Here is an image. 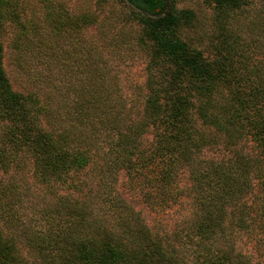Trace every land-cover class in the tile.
Returning a JSON list of instances; mask_svg holds the SVG:
<instances>
[{
    "label": "trees",
    "instance_id": "trees-1",
    "mask_svg": "<svg viewBox=\"0 0 264 264\" xmlns=\"http://www.w3.org/2000/svg\"><path fill=\"white\" fill-rule=\"evenodd\" d=\"M41 1L46 13L32 21L19 0H0V264H28L19 229L43 264H257L242 234L264 264V0H193L211 14L180 6L187 0H118L120 10L95 0L76 11ZM6 19L17 45L44 36L53 97L14 87ZM120 22L137 28L117 31ZM92 25L103 43L128 34L137 44L110 50L146 56L135 96L108 78L106 45L83 43ZM30 168L53 195L46 231L24 222ZM121 172L152 212L190 197L187 222L174 233L151 227L117 188Z\"/></svg>",
    "mask_w": 264,
    "mask_h": 264
},
{
    "label": "rangeland",
    "instance_id": "rangeland-1",
    "mask_svg": "<svg viewBox=\"0 0 264 264\" xmlns=\"http://www.w3.org/2000/svg\"><path fill=\"white\" fill-rule=\"evenodd\" d=\"M19 2L23 7V13L21 14L22 20L29 19L38 21L40 17L44 16L46 13L41 0H19ZM67 2L75 11L84 6L85 2L90 6H95V0H67ZM111 2H113L111 4H113L116 9L120 10L122 8L118 0H111ZM109 5L100 12L102 16L104 14H109V11H111V6ZM184 5L196 7L201 13L211 14V9L203 2L187 0L180 3V6ZM120 27L125 28L124 30L129 33L135 31L137 28L136 25L132 26L124 24L123 22L118 24L116 30L118 31V29H121ZM97 28L98 26L92 25L83 32V43H86L85 46L95 43L98 47L106 45V47H103L104 55L101 58L106 61V65L109 68V73L111 75H109L108 78L110 79L112 77L114 87L117 85L118 89H122L128 96H135L138 91L137 84H143L147 76L146 56L143 54H132V51L123 54L122 51L121 53L114 51L116 48L110 50L114 46L109 43L119 42L122 43L121 46L123 48L128 49L131 46L136 47L137 44L128 34L126 36L119 35L118 38L121 40L103 43V40L101 41L97 38ZM18 30L16 24L10 19H6L3 32L1 33V39L5 46V66L14 87L19 90L37 91L40 92L42 96L48 94L53 97V58H51V62L47 64L46 62L50 59H48L49 56L41 53V51L43 52L45 50L44 45L40 43L41 40L44 39V36L40 39L37 33H35V35H31V38L22 37L20 39V44L17 45L16 37ZM192 34L194 37H197L196 32H192ZM123 37L127 38L125 39ZM114 45L119 46L120 44ZM121 54L125 55V57L123 58ZM251 143L252 142H249L247 146L250 147ZM209 153L211 156H221L218 150H211ZM92 172L93 168L83 172L80 177L85 181H89L92 175H95V173L93 174ZM24 175L25 183L30 188L29 202L26 208H24V222L30 230L46 231L49 228V224L46 220H42L41 216L44 214L43 211H46L47 208L53 204V195L47 186L38 182L34 177L32 168L24 173ZM117 188L122 191L123 195L130 200L137 209L141 210L145 216V220L151 227L159 229L162 232L174 233L180 226L187 222L193 210L190 197H184L182 202L167 208L163 212L156 213L150 211L136 193L128 188L127 175L125 172L119 174ZM15 232L16 231H12V233L17 236L16 240L19 247L20 261L28 264H43L42 254L38 252V250L30 247L27 242L26 234H22L20 229L17 233ZM239 244L244 251L253 255L255 263L263 264L262 258H260L255 248L252 237L247 234H242ZM187 264H192L191 257L188 259Z\"/></svg>",
    "mask_w": 264,
    "mask_h": 264
}]
</instances>
